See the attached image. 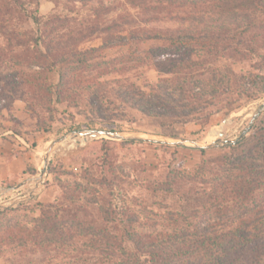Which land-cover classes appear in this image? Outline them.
<instances>
[{
	"label": "rangeland",
	"instance_id": "1",
	"mask_svg": "<svg viewBox=\"0 0 264 264\" xmlns=\"http://www.w3.org/2000/svg\"><path fill=\"white\" fill-rule=\"evenodd\" d=\"M132 1L138 4L145 0H39L38 8L35 0H19L18 5L15 0H0V140L6 141L7 150L9 144H15L16 152L23 155L16 165L17 173L9 180H0L2 201L12 202L34 192V196L21 203L24 205L16 203L8 208H19L8 215L14 216L13 219L31 224L47 205L64 203L73 208L75 204L87 205L86 200L96 194L95 190L104 195L112 192L106 184L100 188L91 183V178L117 177L115 181L124 203L134 212L138 228L143 232H160L172 227L169 213L182 216L194 207L184 194H190L191 189H204L208 184L201 178L195 182L184 180L181 192L174 195L154 191L149 187L151 184L164 180L170 172L189 177L203 160L215 163L225 156L242 157L264 137V71L260 58L264 57V38L256 39L263 41L259 43L257 56L215 57L190 72V76L201 74L205 80H210L215 72L219 79L227 77L233 82L232 91L220 90L213 101L215 105L207 109L192 112L191 105L181 113L143 114L118 97L119 90L131 86L151 93L157 82L172 79L171 74L160 72L155 61L148 59L150 48L162 46L156 39L158 36L171 37L189 30L179 20L169 21L168 10L158 5L157 0H147L150 3L147 8L134 7ZM155 6H160V10L153 11ZM172 10L179 15L188 13L187 9ZM33 15L41 19L40 25L34 22ZM259 33L264 37V32ZM49 44L56 47L52 55L35 56L38 49L46 54ZM179 51L185 54L186 48ZM132 56L145 61L125 62L119 67L118 60ZM56 60L62 63L51 67ZM63 73L71 86L70 92L59 98L55 87L50 86L57 85ZM239 80L259 97L241 96L236 87ZM75 87L78 89L74 90ZM232 100L233 104L228 105ZM209 113V123L204 126L201 122ZM224 124L226 133L221 141H206L212 128ZM106 125H114L116 129H107ZM92 130L137 136L121 139L80 135L76 141L62 142L49 158L43 182L24 184L40 174L44 154L51 144L69 135L79 136L76 132ZM159 137L218 146L208 149L176 146ZM234 141L237 143L232 144ZM234 146L235 149L231 148ZM36 169L34 176L25 173ZM67 197H73V203ZM88 220L103 223L96 214ZM257 249L250 248L244 255L248 259L259 256L264 261V251ZM93 254L97 256L85 246L63 251L54 247L4 245L0 264H73L74 259ZM246 260L240 262L250 264Z\"/></svg>",
	"mask_w": 264,
	"mask_h": 264
},
{
	"label": "trees",
	"instance_id": "2",
	"mask_svg": "<svg viewBox=\"0 0 264 264\" xmlns=\"http://www.w3.org/2000/svg\"><path fill=\"white\" fill-rule=\"evenodd\" d=\"M35 1L38 8L39 0ZM15 2L20 4L19 0ZM149 4L147 0L138 4L132 1L134 7L147 8ZM157 4L168 10L169 21L179 20L189 29L186 34L158 36L156 39L162 46H152L149 51L148 59L155 61L160 72L167 71L173 78L157 82L151 93L131 86L119 90L118 97L143 114L181 113L191 105L192 112H197L214 106L219 91L231 92L233 82L227 77L219 79L215 72L210 80L202 79L201 74L190 76V72L215 57L257 56L259 43L264 41L256 40L264 38L259 33L264 32V0H157ZM160 6L152 10H160ZM172 9H187L188 13L179 15ZM32 19L37 25L42 23L38 16L33 15ZM51 46H46V54L38 49L35 56L47 58L48 54L52 55L56 47ZM181 47L186 48L185 54L179 51ZM260 58L264 71V57L260 55ZM144 61L132 56L118 60V64L121 67L125 62ZM57 63L62 60L51 63V67ZM78 63L85 62L78 60ZM232 75L237 78L233 72ZM236 85L241 96L259 97L243 81L239 80ZM70 86L71 82L65 81L63 73L59 83L50 87H55V94L60 98L70 92ZM194 103L197 106L193 107ZM232 104L233 100L228 105ZM206 115L201 122L204 126L209 123L211 114ZM105 128L116 129L114 125ZM231 148L235 149V146ZM104 161L108 162V159ZM37 172L36 169L25 173L34 176ZM191 176L170 172L164 180L149 186L154 191L174 195L181 192L184 180L195 182L201 178L208 184L204 189H191L190 194H184L185 200L194 207L182 216L169 213L171 228L143 232L136 225L134 212L124 203L115 181L117 177L115 180L94 177L89 180L91 183L100 188L106 184L112 192L104 195L95 190L96 194L86 200L87 205L75 204L74 208L64 203L47 205L40 209L39 216L31 224L8 216L19 208L0 211V252L4 245L54 247L63 251L85 246L97 256L76 258L73 264H237L240 259H248L244 254L250 248L264 251V137H260L255 147L242 157L225 156L215 163L203 160ZM66 199L73 203V197ZM91 205L95 207L94 211ZM92 214L103 223L99 225L88 220ZM144 255L147 258H143ZM251 258L246 260L250 264L264 263L259 256Z\"/></svg>",
	"mask_w": 264,
	"mask_h": 264
},
{
	"label": "water",
	"instance_id": "3",
	"mask_svg": "<svg viewBox=\"0 0 264 264\" xmlns=\"http://www.w3.org/2000/svg\"><path fill=\"white\" fill-rule=\"evenodd\" d=\"M260 112L257 113V115L253 118L252 122L250 123V125L248 126V128L245 130L244 135H246L252 125V123L255 121L256 117L258 116ZM82 136H88L89 138H99L102 136H106V137H110V138H123L126 139L128 136H137L133 133H128V132H115V131H109V130H92V131H83V132H76ZM160 139H162V141L166 142V143H170L176 146H186V147H192V148H196V149H208V148H213V147H217L218 145L216 143H208V142H204V141H195V140H176V139H171V138H166V137H159ZM150 141H153V138H149ZM66 139H60L57 140L56 142H54L53 144H51V146L47 149V151L44 154L43 157V163L40 167V174L37 178H35L34 180H36V182H42L45 175L47 174V166L49 163V158L53 152V150L55 149V147H57V145L61 144L62 142H66ZM232 144L237 143V141L231 142ZM29 182H32L33 179H29ZM12 207V204H3L0 203V211L1 210H5Z\"/></svg>",
	"mask_w": 264,
	"mask_h": 264
},
{
	"label": "crops",
	"instance_id": "4",
	"mask_svg": "<svg viewBox=\"0 0 264 264\" xmlns=\"http://www.w3.org/2000/svg\"><path fill=\"white\" fill-rule=\"evenodd\" d=\"M228 120L225 122L227 123ZM220 128V135L215 141H221L223 137L225 136L226 130H225V124ZM222 129V130H221ZM222 131V132H221ZM210 133V132H209ZM208 133V135H209ZM207 135V137H208ZM206 137V139H207ZM76 139H80V134L78 135H69L66 140L69 142L76 141ZM66 144V143H65ZM63 144V145H65ZM16 148V145L13 146L9 144V150L6 148V141L0 140V180L5 181L11 179L15 173L16 165L21 160V157L23 156L20 151L16 152L14 149Z\"/></svg>",
	"mask_w": 264,
	"mask_h": 264
},
{
	"label": "built area",
	"instance_id": "5",
	"mask_svg": "<svg viewBox=\"0 0 264 264\" xmlns=\"http://www.w3.org/2000/svg\"><path fill=\"white\" fill-rule=\"evenodd\" d=\"M39 176V175H38ZM37 176V177H38ZM37 177H34V178H29V179H33L32 182H29L27 179L24 184H32V183H36V185H39L41 182H36V180H34L35 178ZM43 182V181H42ZM23 184H21L20 186H22ZM17 188H11V191H16ZM2 193H3V189H0V203H3V204H12V206H14L16 203L17 204H21L23 201L27 200L29 197H32V195L34 196V192H31L29 193L27 196H23V198H17L16 200L14 199V201L12 202H5V201H2ZM13 200V199H12Z\"/></svg>",
	"mask_w": 264,
	"mask_h": 264
},
{
	"label": "bare ground",
	"instance_id": "6",
	"mask_svg": "<svg viewBox=\"0 0 264 264\" xmlns=\"http://www.w3.org/2000/svg\"><path fill=\"white\" fill-rule=\"evenodd\" d=\"M220 134H221L220 133V128L219 127H214V128L211 129L206 141H209V142L210 141H215L219 137Z\"/></svg>",
	"mask_w": 264,
	"mask_h": 264
}]
</instances>
